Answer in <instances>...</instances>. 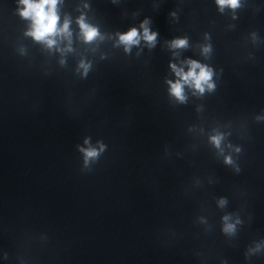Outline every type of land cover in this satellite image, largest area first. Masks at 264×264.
I'll use <instances>...</instances> for the list:
<instances>
[{
	"label": "clouds",
	"instance_id": "9594fccd",
	"mask_svg": "<svg viewBox=\"0 0 264 264\" xmlns=\"http://www.w3.org/2000/svg\"><path fill=\"white\" fill-rule=\"evenodd\" d=\"M115 2V0H113ZM62 0H18V14L19 16L28 21V30L25 32L26 36L32 38L33 41L42 44L48 50L55 49L62 55L66 52L72 51V31L70 25L72 23L69 16L65 15L61 22V15L59 5ZM215 3L220 12H223L226 8L235 11L241 6L240 0H215ZM87 7V5H85ZM175 17L176 13H170ZM76 23L80 30V37L84 43L91 44L97 40H103L104 36L99 32V29L86 22V17L81 14ZM151 20L145 18L139 27H131L126 32L116 33V45L123 46L126 53L131 52L133 47L141 46L143 42L144 46L152 49L157 44L158 33L151 30ZM207 38V37H206ZM66 41L65 47H59L61 42ZM167 46L173 52V56H178L180 50L187 49L189 47V41L187 37L175 38L171 41H167ZM211 45H203L201 52L207 56L211 53ZM63 63V61H61ZM80 67L87 73L89 65L81 61ZM169 68L174 74V80H167L166 83L169 86V93L179 103H185L187 96L185 94V88L191 89L193 95L204 94L206 90L211 91L215 85L212 83L213 70L206 64H202L194 59H185L177 63H169ZM259 119V118H258ZM211 142L216 148H221L222 135H214L211 138ZM98 143V147H94L90 143V138L84 140L86 147H79L81 153H83L84 164L88 166L90 161L96 160L99 155L104 151L105 146ZM222 151V149H221ZM239 151V149H236ZM224 162L226 164H233V160L230 156H225ZM239 171V168L236 169ZM226 201L221 199L219 204L221 207L225 205ZM230 216H224L223 231L227 234H234L236 232V224L240 221L237 219L235 223H230ZM261 245L257 244L255 249H250L249 253L253 254L259 252Z\"/></svg>",
	"mask_w": 264,
	"mask_h": 264
}]
</instances>
